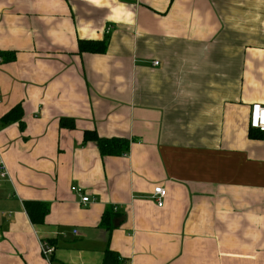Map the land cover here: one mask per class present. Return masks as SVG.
Here are the masks:
<instances>
[{"label":"crops","instance_id":"crops-1","mask_svg":"<svg viewBox=\"0 0 264 264\" xmlns=\"http://www.w3.org/2000/svg\"><path fill=\"white\" fill-rule=\"evenodd\" d=\"M255 103L264 0H0V264H264Z\"/></svg>","mask_w":264,"mask_h":264},{"label":"trees","instance_id":"trees-1","mask_svg":"<svg viewBox=\"0 0 264 264\" xmlns=\"http://www.w3.org/2000/svg\"><path fill=\"white\" fill-rule=\"evenodd\" d=\"M108 48V39L103 40H80L79 49L80 52H93V53H104ZM7 60H13L15 55H10V53H4L8 55ZM22 108L17 106L12 111L7 113L2 117L3 123H10L15 119H20L22 117ZM62 126L74 127V120H71L68 123V119L62 118ZM84 141H94L97 143L100 152L103 156L112 155V156H121L125 155L130 150L131 141L125 137H101L95 130L85 131ZM33 206V207H31ZM38 210L43 216L46 215L48 209L45 205L39 203H30L28 204V210L32 213V210ZM33 219V218H32ZM35 220V219H34ZM107 261V260H106Z\"/></svg>","mask_w":264,"mask_h":264},{"label":"built area","instance_id":"built-area-1","mask_svg":"<svg viewBox=\"0 0 264 264\" xmlns=\"http://www.w3.org/2000/svg\"><path fill=\"white\" fill-rule=\"evenodd\" d=\"M155 64H159L158 61L155 62ZM251 127L256 128L262 132H264V105L261 103H255L252 106V112H251ZM2 167V175H6V168L5 164L2 161L1 164ZM72 190L74 192L81 193L82 188L79 187H73ZM167 196V189L164 186H156L153 191V198L157 202L158 206H163L165 197ZM89 196L84 195L83 196V201L88 202L89 201ZM55 247L47 244L46 242H42V252L45 255L47 259L50 258V256L54 253Z\"/></svg>","mask_w":264,"mask_h":264}]
</instances>
